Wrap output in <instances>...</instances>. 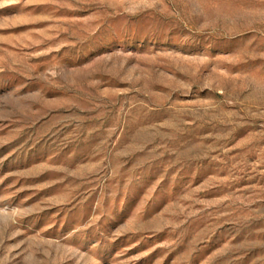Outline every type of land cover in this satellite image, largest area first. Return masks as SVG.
I'll return each instance as SVG.
<instances>
[{"label": "rangeland", "instance_id": "1", "mask_svg": "<svg viewBox=\"0 0 264 264\" xmlns=\"http://www.w3.org/2000/svg\"><path fill=\"white\" fill-rule=\"evenodd\" d=\"M0 264H264V0H0Z\"/></svg>", "mask_w": 264, "mask_h": 264}]
</instances>
